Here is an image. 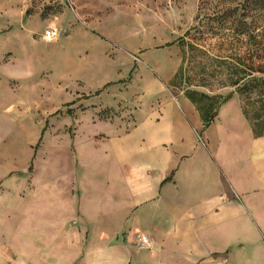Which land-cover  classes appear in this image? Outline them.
Masks as SVG:
<instances>
[{"label":"crops","instance_id":"0c3cea01","mask_svg":"<svg viewBox=\"0 0 264 264\" xmlns=\"http://www.w3.org/2000/svg\"><path fill=\"white\" fill-rule=\"evenodd\" d=\"M173 98L90 97L75 151L30 175L0 155V264H264V132L234 96Z\"/></svg>","mask_w":264,"mask_h":264},{"label":"rangeland","instance_id":"374dc122","mask_svg":"<svg viewBox=\"0 0 264 264\" xmlns=\"http://www.w3.org/2000/svg\"><path fill=\"white\" fill-rule=\"evenodd\" d=\"M236 1L0 0L6 167L30 175L38 161L51 168L54 156L72 154L90 97L131 108L160 106L170 96L178 104L186 88L217 101L234 96L264 132V18L254 39L209 18Z\"/></svg>","mask_w":264,"mask_h":264},{"label":"trees","instance_id":"16d2710c","mask_svg":"<svg viewBox=\"0 0 264 264\" xmlns=\"http://www.w3.org/2000/svg\"><path fill=\"white\" fill-rule=\"evenodd\" d=\"M260 17L264 18V0H239L234 5L223 7L222 11L215 13L209 18L224 27L227 25L233 27L234 25L236 27L233 30L236 34H245L254 39L258 30L262 29L258 23Z\"/></svg>","mask_w":264,"mask_h":264},{"label":"built area","instance_id":"2783aa9c","mask_svg":"<svg viewBox=\"0 0 264 264\" xmlns=\"http://www.w3.org/2000/svg\"><path fill=\"white\" fill-rule=\"evenodd\" d=\"M46 35L48 37L53 36V31H47ZM135 241L139 246H148L149 245V238L144 233H136L135 234Z\"/></svg>","mask_w":264,"mask_h":264}]
</instances>
